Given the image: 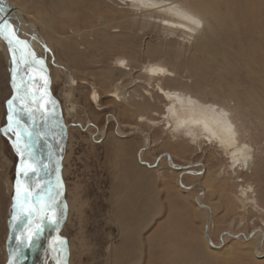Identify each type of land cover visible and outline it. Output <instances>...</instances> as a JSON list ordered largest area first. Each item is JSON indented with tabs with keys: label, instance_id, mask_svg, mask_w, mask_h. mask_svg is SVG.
I'll use <instances>...</instances> for the list:
<instances>
[{
	"label": "rangeland",
	"instance_id": "rangeland-1",
	"mask_svg": "<svg viewBox=\"0 0 264 264\" xmlns=\"http://www.w3.org/2000/svg\"><path fill=\"white\" fill-rule=\"evenodd\" d=\"M18 1L31 13L38 11L41 17L50 20L55 33L49 34L59 40V43H52L44 39V47L38 52L44 54L52 78V93L68 135L63 148L66 159L62 179L63 196L70 207L59 231L64 244L61 256L66 255V264H264V226L261 220L264 214L249 204L241 207L236 201L235 195L241 198L239 184L244 183H236L234 174L227 171L229 168L224 171L220 168V174H211V170L220 165L219 152L206 142L198 147L180 140L169 141L167 129L161 132L156 126L137 123V130H133L123 125L136 123V114L145 110L142 102L130 103L134 109L131 116L119 104L112 105L106 95L111 88L107 74L112 79L120 78V73L113 70L115 54L122 53L131 58L130 67L138 69L142 62L158 59V56L147 53V49L165 45L170 56L163 64L188 82L220 88L217 91H222L223 96L226 95L224 92H229L230 86L231 90L237 89L236 94L225 97L224 103L237 122L249 129V134L252 133V138L248 139L245 134V139L251 142L254 157L259 161L261 157L264 159V129L256 119V112L241 100L251 88V82L242 70L235 68L237 61L227 69L207 61L200 67L187 61L176 63L172 56L181 38L162 32L157 23L151 22L152 19L144 22L143 15L128 9L119 0H55L58 4H53V0ZM221 1L220 8L224 9ZM254 2L257 9L250 14V19L261 23L264 0L260 4ZM96 20H107L109 24L101 26L102 33L85 35L88 41L96 39L91 46L75 36L73 26L82 28ZM242 21L236 24L237 30L239 37L244 38L242 41L247 43L250 38L245 37L251 35V26L245 33L240 25ZM220 22L210 21L219 49L228 44L226 26H220ZM58 34L61 37H57ZM121 47L124 50H120ZM140 48L147 49L142 53ZM228 60V56H218L220 62ZM252 67L264 77L260 66ZM136 75L134 72L133 76ZM164 83L179 85L169 80ZM122 85V89L128 91L133 87L125 81ZM136 88L138 93L142 92L140 87ZM253 88L264 97L260 87L255 84ZM94 90L99 93L102 109L90 97ZM197 90L192 86L194 94ZM10 94V74L0 52V264L6 261L4 242L7 224L14 211L12 199L18 159L10 137L3 132L8 123L6 102ZM202 97L213 99L209 95ZM161 103L157 99L154 108L161 111ZM116 128L119 141L129 142V152L139 146V150H145L149 143L147 132L150 134L154 145L144 154L145 162L140 163L138 174L133 172L135 167L131 162L122 157L116 142L111 147L103 145L107 133ZM175 141L178 144H174ZM204 165L207 169L210 167V171H205ZM158 167L163 169L164 178L158 177ZM256 185L257 197L264 207L263 171ZM197 194L207 204L205 206L212 208L211 213L204 206L197 207L196 212L193 210ZM207 221L210 223L205 232L209 234L210 250L206 252L200 237ZM39 240L37 243L35 237L34 244L37 243L39 248L46 246L44 236ZM191 240H195L196 247L204 251L195 255L193 263Z\"/></svg>",
	"mask_w": 264,
	"mask_h": 264
},
{
	"label": "bare ground",
	"instance_id": "bare-ground-1",
	"mask_svg": "<svg viewBox=\"0 0 264 264\" xmlns=\"http://www.w3.org/2000/svg\"><path fill=\"white\" fill-rule=\"evenodd\" d=\"M119 1H122L124 4H126L127 8L131 9L133 12L143 15L142 20H144V22L148 20L151 21L152 19L151 22L157 23L162 32L175 34L181 38V42L178 43L179 46L174 47L176 49V53H174L172 56L176 63H178V61L186 63L187 61V63H190V65L195 64V66L200 67L207 62H214L218 64L219 67L227 69L230 65L233 66V62L237 61L235 68L238 67L239 70H242L245 73L244 76H246L251 82V88L249 87L250 89L248 88V90H246V92L243 94L245 98H241V100L247 102V106L256 112V119L261 125H263L264 129V97H262L261 94H257L255 92L256 89L253 88V85L256 84L264 92V77H260L259 73L252 67L254 65H258L261 67L262 73H264V14L263 18H261V23L255 19H250V14L257 9L254 1L260 4L262 0H223V2L221 0ZM219 1L222 2L224 9H222L223 7L220 8L221 4H219ZM52 2L53 4H58V2L55 0ZM173 5H176L180 11L178 12L177 8H174ZM2 8L3 10L0 11V15L2 17L8 18L14 27L18 29V35H20L22 39L28 41V44L35 52L36 56L43 60V67L47 68L45 65L46 63L44 54H42L43 52L39 54L40 52H38V49L44 47V39H46V41H51L52 43H59V40L51 35L55 33L53 24L50 23V20L47 21L41 17L38 11L31 13L26 8V6L20 3L18 0H4V5ZM183 14L199 19L200 27L197 28L195 25L190 24L186 19H183ZM122 18L124 17L122 16ZM107 20L102 22L96 20L95 23L88 22V24H84L85 26L82 28H79L77 25H75L73 26L75 29L73 33L75 36L80 37L81 40L86 41L87 44L92 46L95 44L96 39L93 41H88L85 35H89L91 32L102 33L103 29L101 26L103 27L104 25L109 24V20ZM213 20H220L221 22L219 25L226 26V30L228 32L226 40L228 44L223 45L221 49L218 48L217 43L215 42L214 30L210 24V21ZM69 21L70 20H68V22ZM240 21H242L240 25L245 33L249 32V26H251V35L245 37L250 38V43L249 41L247 43L243 42L242 40L244 38L239 37L236 24H238ZM37 27L40 28L39 30L41 33ZM57 37H61V35L58 34ZM123 45L127 47V44ZM119 49L124 50L123 47ZM146 49L140 48L142 53H144ZM0 52L5 58L7 69L10 74L11 94L7 99L8 101L12 99L13 95L17 94L13 87V68L16 66L12 62L13 54L8 50L7 42L2 38H0ZM146 52L153 56H158V59L155 61L149 60L144 63L142 62L138 69H134L130 67L129 64L131 58H128L122 53L115 54L112 59L113 70H117L120 73V78L117 77V79H114L115 77L113 76L114 78L112 79L109 76V73L107 74L109 80L111 79V88H109L106 95L111 99L112 105L119 104V107H122V109L128 112L131 116H133L134 113V109L132 108L133 106L130 104L132 101L136 102L139 100L143 103H141V105L145 108L144 112L136 114V123L127 122V124L123 125H127L133 130H137V123L145 124L149 127L156 126L161 132H163V129H167L170 134V138H168L169 141L180 140L185 142L186 145L194 144L195 146L199 147L202 142H206L219 152L220 157L219 167L216 168V170H211L213 172H211V174H220V168L222 171H224L226 168H229L227 171L230 174H234V177L236 178L235 182L244 183L239 184V194L241 198H238V196L235 195L236 201L241 203V207L249 204L257 211L264 214V207L260 203L259 198L257 197L258 194L256 192V181L262 174V171L264 172V165L262 164L264 159L263 157H261L259 161L258 159H255L253 146L251 142H248L249 140L247 141L245 139V134L248 135V139H250L252 138L250 137L252 133L249 134V129L244 127L241 122H237L229 106L224 103L226 101L225 97L231 94H236L237 89L234 87L236 89L235 92L234 90H231L232 86H230L229 92H224L226 95L223 96V92L217 91V87H209L205 84L197 85V83L188 82L177 71L170 70L163 64V62L170 56L167 46L165 45H157L156 47L154 46L149 50L147 49ZM237 52L238 54L235 55ZM219 55L228 56L230 60L227 62H220L218 61ZM17 59H19V54H17ZM63 65L65 64L63 63ZM66 66H68V64H66ZM153 69H162L163 71H151ZM200 69L199 71H201ZM134 72L137 73L136 76H133ZM37 73H39V75H37ZM30 74L35 76V80H28V76ZM40 75L41 73L35 68L21 63L17 67L15 84L20 86L22 89H43L44 81L40 79ZM49 79L50 83H52V78L50 76ZM165 80H169L172 83H178L179 85H166L164 83ZM22 81H24L23 85L21 84ZM124 81L126 84L133 86L131 90L128 91L126 89H122V83ZM192 86L198 89L197 94L199 93V95L196 93L194 94L193 91H191ZM136 87H140L142 92L138 93ZM218 90H220V88ZM201 95H209L213 99H207L205 97L201 98ZM90 97L99 109L104 108L99 103V93L96 90L92 91ZM157 99L162 101L161 111H158L154 108L156 106ZM54 101V106L50 103L47 105L48 112L50 113L47 121L40 118V122H43L44 125H41L42 129H39V131L40 133H43L50 142V147L48 149L49 165L47 167L42 166L36 171V173L39 172L40 178H42L44 173H47V175L39 182L37 180L39 183V189L34 190L33 194L43 195L45 196V199H47V193L51 191L52 195L55 197V201L52 204V210L55 215L56 223L49 222L47 218H45L42 222H37L40 223L42 231L33 236L31 243L26 240L25 243L18 241L14 245L15 252L13 264H57L58 261H60L61 264H66V255L64 254L65 256H61L64 244L61 243L63 240L59 231L62 228L65 219L67 218L68 208L70 207L69 203L64 199L63 196L64 187L62 179L64 174L63 162L64 158L66 159V157L63 155V148L68 135L66 125L63 123L62 117L60 116L58 102L56 99ZM30 103L31 101L29 98L24 102L16 101L15 106L19 108L24 104L30 105ZM6 104L7 110L9 111L8 103L6 102ZM224 113H227V115H224ZM22 121L29 125V128L33 133V151L36 159L35 166L37 168V165L44 163L46 158L43 142L35 133L33 122L29 120L27 113L23 114ZM160 125H165V127H160ZM4 129L3 132L10 137L11 144L13 145L15 136L10 132L4 131ZM117 133L118 128H116L112 133H107L106 138L103 140V145L107 147L113 145V142H116V146H118L117 148L119 149V152L121 151L120 153L122 157L131 162V164L135 167L133 172L138 174L141 166L140 163L143 161L145 162L143 159L148 153L147 149H150L154 145V143H151L149 132H147L149 138L148 147L145 150H139V146L138 149H131V152H129V142L124 140L119 141V139L116 137ZM174 144H178L177 141H175ZM262 151L264 152V149ZM233 153H236L237 155L234 156ZM241 155L248 157L246 162L244 159H240V162L233 166L234 162L240 158ZM204 167L205 171L207 170V172L211 169L210 167L207 169L205 165ZM36 173H30L28 178L29 185L31 183L32 177ZM156 173L160 178L165 177L161 167L157 168ZM57 177H59V181L62 185L60 189H57ZM174 179L176 180V178ZM37 182L36 180L33 182L34 189V185ZM201 185L203 188H207L206 185ZM12 200L14 204L15 201L14 199ZM202 205H204V207L207 209L209 208L210 213L212 212V208L205 206L207 204H204L200 198V195L197 194L196 199H194V205L192 206L193 210ZM17 210L18 208L14 209L13 215L17 212ZM13 215H11L12 217L8 221L7 227H9L11 221L13 220ZM263 218L264 217H262L261 220L264 226ZM26 221L27 218L22 217L20 219V224L15 226L13 234L9 240L10 245L14 240L15 234L21 227L25 226ZM208 223L210 222L207 221V224L204 226L205 228L203 227L200 237V242L206 249V252L210 250V242L208 239L209 234L206 235L205 232ZM32 227L34 228L35 224H33ZM43 236L46 238V246L44 245L39 248L37 244L38 239L41 240ZM35 237H37V243L35 242L36 244L33 242ZM190 244L192 247H189L191 249L190 254H193L190 258L191 260L193 259V263V261H195V255L200 253L202 249L196 247L195 240H191ZM4 250L7 260L5 242Z\"/></svg>",
	"mask_w": 264,
	"mask_h": 264
},
{
	"label": "snow or ice",
	"instance_id": "snow-or-ice-1",
	"mask_svg": "<svg viewBox=\"0 0 264 264\" xmlns=\"http://www.w3.org/2000/svg\"><path fill=\"white\" fill-rule=\"evenodd\" d=\"M4 5V0H0V11L3 10L2 6ZM174 8H177L176 5H173ZM179 12L180 9L177 8ZM183 19H186L190 24L195 25L197 28L200 27L199 19L183 14ZM0 38L7 42L8 50L13 54V64L16 66L13 68V87L16 90L17 94L13 95L12 99L8 100V124L4 129L6 132H10L15 136L13 142V147L20 158V162L17 165V178L15 185V196L13 197L15 203L13 208L18 211L13 215L14 221H19L22 217H26L28 220L27 229L21 233V236L18 238L21 240V243L26 239L29 243L33 236L38 232L42 231L40 223L45 218L51 223H56L55 215L52 210V204L55 201V197L52 195L51 191L47 193V199L45 196L40 194H33L31 186L28 184V178L30 173H36V159L33 151V141H32V131L29 128V125L22 121V116L24 113L28 114L29 120L35 122L37 119V113L40 114V118L47 121L50 113L48 112L47 105L50 103L53 106L55 101L51 99H46L48 96L47 93V84L48 80L45 76L40 75V79L44 81V88H36L34 90L22 89L20 86L15 84L17 67L19 64H27L32 67L35 65H40L41 72L43 71V60L38 58L35 52L31 49L28 41L22 39L18 35V29L10 22L6 17H0ZM17 54H19V59H17ZM151 71H163L162 69H153ZM39 75V73H37ZM29 81L35 80L34 75L28 76ZM24 84V81L21 82ZM30 98V105L24 104L21 107H16V101H27ZM227 115V113H224ZM39 135V133H37ZM236 156V153H233ZM240 159H244L245 162L248 159L247 156L241 155L235 162L238 164ZM62 187L59 177H57V189ZM51 213V214H50ZM35 224L33 228L32 225ZM61 243H63L61 241ZM9 264H13L12 259L9 260ZM57 264H61L60 261Z\"/></svg>",
	"mask_w": 264,
	"mask_h": 264
},
{
	"label": "water",
	"instance_id": "water-1",
	"mask_svg": "<svg viewBox=\"0 0 264 264\" xmlns=\"http://www.w3.org/2000/svg\"><path fill=\"white\" fill-rule=\"evenodd\" d=\"M0 17H2L0 15ZM33 68H35L36 70H38L41 75L45 76L48 80V84H47V93H48V96L46 97V99H51V100H55V97L52 93V89H51V83H50V79H49V76H48V71H47V68L43 67V71L41 72V67L38 66V65H35V66H32ZM7 119H8V113H7ZM41 125H44L43 122H40V114L37 113V119L35 120V122H33V126L35 128V133H39L38 137L42 140L43 142V146H44V150H45V161L44 163H41L39 165H37V170H39L42 166H48L49 165V147H50V142L48 141V139L46 138V136L43 134V133H40L39 129H42L41 128ZM20 162V158L18 156V159H17V163H16V177H15V180H14V184L16 183V178H17V165L19 164ZM47 175V173H44V175L42 176V178H40L39 176V172H37L31 179V183H30V186L34 192V190H38V182L42 179H44V177ZM34 180H38L37 183H35L34 187L35 189L33 188V182ZM16 185V184H15ZM15 185H14V189H15ZM15 196V190H14V195ZM204 206V205H202ZM18 211V210H17ZM20 224V220L19 221H14L12 220L9 227H8V233H7V236H6V240H5V246H6V251H7V260L5 262V264H9V260L12 259L13 261V258H14V245L18 242V241H21L20 239H18L20 236H21V233L24 232L27 227H28V220L26 221L25 223V226L24 227H21L17 233L15 234V237H14V240L13 242L9 243V240L13 234V230L15 228V226H18ZM26 239L24 240V243H25ZM26 247V246H25ZM26 249V248H25Z\"/></svg>",
	"mask_w": 264,
	"mask_h": 264
}]
</instances>
